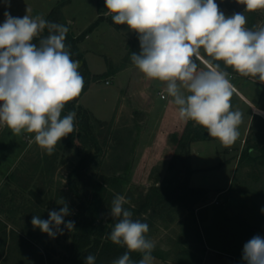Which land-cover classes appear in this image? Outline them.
I'll list each match as a JSON object with an SVG mask.
<instances>
[{
	"label": "rangeland",
	"instance_id": "obj_1",
	"mask_svg": "<svg viewBox=\"0 0 264 264\" xmlns=\"http://www.w3.org/2000/svg\"><path fill=\"white\" fill-rule=\"evenodd\" d=\"M216 3L226 16L244 12L247 27H264V9L247 12L244 11L245 6L237 0H216ZM125 28L127 34L134 36L135 32L127 26ZM135 38L136 35L128 45L125 66H132L131 54L140 52L139 40L136 41ZM233 74L240 81L251 78ZM117 88V82L106 85L97 81L84 99L83 104L95 110L88 125L91 134L86 136V132L75 127L73 133L57 144L51 156L33 140L27 154L25 152L19 160L11 177L0 190L1 197L6 200L0 216L8 223L9 229L22 231L35 242L39 257L34 259L29 252L22 255L18 252L10 254L11 251L0 264H42L43 258L44 262L47 260L53 264H69L73 238L78 231L75 218L79 216L82 220L86 211L80 217L81 205L90 204L99 186L103 187L102 225L113 227L115 220L109 214L112 200L116 195L124 196L128 201L124 206L132 211L133 219L149 225L146 236L156 245L152 253L155 257L153 264H202L205 258L208 264H219L218 259L226 260L222 264H247L241 259L233 261L232 254L239 250L243 255L244 245L257 236L252 230V217L258 212L250 206V201L247 211L241 215L243 223H246L245 227L237 225L236 222L228 221V218L235 216L236 211L230 206L239 204L243 196L237 194L230 203H226L228 194L216 198L219 192L217 190L228 185L231 166L199 171L187 180L172 166L178 151L175 137L181 138L190 123L202 135H206L207 130L189 121L185 128L176 131L172 129L170 122L174 110L169 106L152 112V107L147 106V100H120L119 104ZM128 91L126 92L129 94ZM261 98L262 100H258V107L264 109V93ZM232 102V110H235L238 101ZM248 138L240 171L237 178L231 181L230 188L232 191L238 189L264 195V161H252L244 155L247 149H253L259 157V149L264 148L262 117L254 119ZM220 147L219 143L210 140L198 141L191 146V166L212 167L229 159L217 154ZM85 158H88L87 166L76 171ZM177 175L180 182H188L190 187H212L213 196L198 203L194 209H187L171 203L158 205L156 195L152 200V208L145 211L143 206L151 188L154 195V188L166 187ZM61 201L67 204L70 211L64 220L75 221V230L66 231L64 225H61L63 234L57 233L55 237H51L32 225L34 216L47 220L50 211H59L64 206ZM208 203L215 205L200 212L197 210ZM258 236L264 238V233ZM214 250L218 252L215 253ZM131 258L138 262L142 255L132 253Z\"/></svg>",
	"mask_w": 264,
	"mask_h": 264
},
{
	"label": "clouds",
	"instance_id": "obj_2",
	"mask_svg": "<svg viewBox=\"0 0 264 264\" xmlns=\"http://www.w3.org/2000/svg\"><path fill=\"white\" fill-rule=\"evenodd\" d=\"M237 2L247 12L264 9V0ZM4 3L10 7V0ZM104 3L114 24L127 25L138 34L140 52L131 54V62L146 79L165 84V95L179 118L205 128L223 146H232L239 137L243 114L232 110L235 89L226 69L264 84V27H247L244 12L226 16L216 0ZM4 17L0 24V125L16 136L33 135L34 143L51 156L57 144L75 130L76 112L62 113L84 86L79 61L71 58L65 43L69 28L39 15L13 17L5 11ZM45 30L47 35H43ZM60 203L64 206L50 211L49 219L34 216L32 225L51 237L63 234L61 225L75 230V221L64 220L70 214L67 204ZM127 203L124 196L116 195L110 207L116 222L108 238L126 249L112 264H153L156 245L146 236L149 225L133 219L132 211L124 206ZM132 253L142 258L134 261ZM242 258L247 264H264V238L250 239ZM95 262L94 255L85 257V264Z\"/></svg>",
	"mask_w": 264,
	"mask_h": 264
},
{
	"label": "crops",
	"instance_id": "obj_3",
	"mask_svg": "<svg viewBox=\"0 0 264 264\" xmlns=\"http://www.w3.org/2000/svg\"><path fill=\"white\" fill-rule=\"evenodd\" d=\"M61 3L63 4L64 17L68 22L71 32L76 36H80L94 23L103 18L99 25L91 33H89L85 40L80 44L88 69L92 76L96 79L92 81L89 90L80 99L79 105L88 109L89 112L94 115V108L83 104L86 96L94 88L97 81H101L106 85H112L117 82L118 88L116 89V96L119 104L120 100H147V106L152 107V112L167 105L174 110V114L170 119L171 126L173 127L172 129L178 131L179 129L181 130L185 128L188 122L185 123L179 118L178 110L171 103V98L166 97L163 99L161 97L162 94H165V84L156 80L146 79L134 65H124L128 45L134 41V37L137 33H135L134 36L127 34L125 28L127 25H120V27H116V24H114L113 21H110V19H112L111 15H106L107 9L105 8L104 0H10V7H6L4 0H0V24L4 22L5 11L10 12L13 17H23L28 14L32 17L39 15L46 19L50 12ZM200 67L203 69L204 65L200 64ZM230 75L233 76L230 80L235 89L231 99V104L233 105V100H237L238 102H236L235 110H239L243 114L242 123L238 128L239 137L230 147L223 146L217 139L210 140L220 144L221 147L220 149H217V154L221 157H227L229 159L221 161L218 165H214L212 167L207 166L194 168L192 166V168L196 173L199 171H208L214 168L224 169L231 166V174L228 185L225 188L217 190L219 192H217L216 198L218 196L228 194L226 203H230L233 201L235 196H238L237 194L243 196V198L238 202L239 204H232L230 206L232 208L234 207L236 211L235 216L230 219L228 218V221H232L234 223L236 222L235 224L244 227L246 223H243L244 220L241 215L247 211V208L249 207L248 205H250L249 202L251 201L250 206L258 212L256 213V216L252 217L254 218L252 230L254 234L263 235L264 212L261 210L264 209V195L256 192H244L238 189L232 191L230 184L233 179L237 178L240 171L243 151L248 143V137L250 135L254 119L257 117H262L264 119V109L262 107H258V100H262L261 95L264 93V85L257 82L253 78L240 81L235 78L234 74L230 73ZM107 81L110 83L107 84ZM125 83L128 84L125 85ZM126 91H128L129 94ZM33 140L34 138L31 134L22 133L21 135L16 136L12 134L10 129L0 125V190L16 169L19 160H21L25 152L27 154ZM195 143L192 144V147ZM257 157L258 155L256 154L253 158ZM205 188L210 190L209 196L211 198L213 196L214 192L212 191L214 189L212 187ZM5 202L6 200L4 199L1 203L0 211ZM211 205H215V203H208L199 207L197 210L199 212L203 211ZM0 220L6 227L7 236L9 238L12 232L25 236L22 231L14 228L9 229L10 226L1 216ZM15 246L16 245H14V243H11V249L9 243L4 246L5 254L0 257V261L6 260L11 251L12 252L10 254L18 252L19 255H22V250H16ZM214 251L215 253L218 252V250ZM232 256L233 261L235 259H241V261L247 262L243 260V255L239 250L235 251ZM21 261L22 259H20V262ZM218 263H226V260L218 259ZM202 264H208V260H206V258L203 259Z\"/></svg>",
	"mask_w": 264,
	"mask_h": 264
},
{
	"label": "trees",
	"instance_id": "obj_4",
	"mask_svg": "<svg viewBox=\"0 0 264 264\" xmlns=\"http://www.w3.org/2000/svg\"><path fill=\"white\" fill-rule=\"evenodd\" d=\"M103 18L94 23L88 30H86L80 36H76L73 34L69 28L68 22L63 14V4H59L56 6L50 14L47 16L46 20L63 24L69 28L68 33L66 34V46H70L69 51L71 53V58L73 60H78L80 67L79 71L84 79V86L82 92L79 97L75 98L73 101L66 104L65 109L62 113L63 115H67L69 112H76L75 119V127H78L81 131H83L86 136L91 134L90 120L92 114L81 105H79L80 99L84 96V94L89 90V87L93 80L96 78L92 76L88 69L87 62L85 60L84 54L80 48V44L85 40L86 36L91 33L102 21ZM112 21V19H110ZM116 27H120V25H116ZM43 35H47V30L43 33ZM136 41H138V34H136ZM38 42V41H37ZM221 67L223 68V64L221 63ZM229 73H235L232 69H226ZM193 123L189 124V127L185 131L184 135L179 138L175 137V142L178 146L177 157L173 162L172 166L175 170H179L180 175L186 180L191 178V176L195 173V170L191 166V146L193 143L198 141H207V140H215V138L210 137L208 134L202 135L198 133L196 129H193ZM73 146V143L70 144V147ZM253 149H247L244 152V155L250 160H263L264 161V148L259 149V157L253 158L250 154V151ZM88 158H85L82 162H80L79 167L76 171L83 170L84 167L87 166ZM11 177V176H10ZM176 181V182H175ZM103 187L99 186L94 192L93 198L90 204L83 203L81 205L82 213L80 217L83 215L84 211L86 214L83 215L82 220H80L79 216L75 218V221L78 226V231L75 233L73 238V243L71 247V254L69 257V264H85V257L87 255H94L96 257L95 264H112L114 260L119 258L126 249L115 245L108 238L111 232V228L104 227L102 225V190ZM155 192L152 195V188L146 196V204L143 206L145 211H148L152 208V200L157 195V203H171L172 205H182L187 209H194V207L200 203L209 200L210 190L206 188H195L190 187L187 182H180V178L178 175L174 177L170 182H168L166 187H158L154 188ZM3 197L0 195V206L3 202ZM116 222V221H115ZM14 243L16 245V250H22L23 253L29 252L32 253L35 257L38 258V247L35 242H32L29 238L22 236L16 232H12L10 238L7 236L6 227L3 222L0 220V255L3 256L5 254L4 246L7 244ZM2 248V249H1ZM15 249V248H14ZM46 262V263H45ZM44 258L41 260L42 264H53V262H48Z\"/></svg>",
	"mask_w": 264,
	"mask_h": 264
},
{
	"label": "built area",
	"instance_id": "obj_5",
	"mask_svg": "<svg viewBox=\"0 0 264 264\" xmlns=\"http://www.w3.org/2000/svg\"><path fill=\"white\" fill-rule=\"evenodd\" d=\"M231 78H233V76H232V75H230V79H231ZM106 83H107V84H109L110 82H109V81H107ZM161 97H162L163 99H165V98H166V95H165V94H162V95H161Z\"/></svg>",
	"mask_w": 264,
	"mask_h": 264
},
{
	"label": "water",
	"instance_id": "obj_6",
	"mask_svg": "<svg viewBox=\"0 0 264 264\" xmlns=\"http://www.w3.org/2000/svg\"><path fill=\"white\" fill-rule=\"evenodd\" d=\"M250 154L254 157L256 156L255 152L253 150L250 151ZM66 231H69L67 228H66Z\"/></svg>",
	"mask_w": 264,
	"mask_h": 264
}]
</instances>
